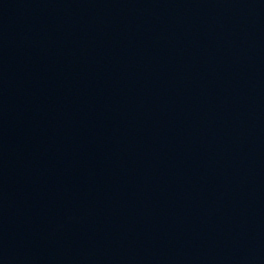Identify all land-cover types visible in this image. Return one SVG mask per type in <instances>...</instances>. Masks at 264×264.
<instances>
[{
  "label": "water",
  "instance_id": "1",
  "mask_svg": "<svg viewBox=\"0 0 264 264\" xmlns=\"http://www.w3.org/2000/svg\"><path fill=\"white\" fill-rule=\"evenodd\" d=\"M0 264H264V0H0Z\"/></svg>",
  "mask_w": 264,
  "mask_h": 264
}]
</instances>
